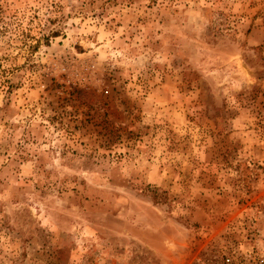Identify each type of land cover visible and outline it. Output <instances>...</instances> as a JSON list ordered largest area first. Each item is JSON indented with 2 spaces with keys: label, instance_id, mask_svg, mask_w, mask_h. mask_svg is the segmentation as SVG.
<instances>
[{
  "label": "rangeland",
  "instance_id": "374dc122",
  "mask_svg": "<svg viewBox=\"0 0 264 264\" xmlns=\"http://www.w3.org/2000/svg\"><path fill=\"white\" fill-rule=\"evenodd\" d=\"M245 253L264 256V0H0V264Z\"/></svg>",
  "mask_w": 264,
  "mask_h": 264
},
{
  "label": "built area",
  "instance_id": "2783aa9c",
  "mask_svg": "<svg viewBox=\"0 0 264 264\" xmlns=\"http://www.w3.org/2000/svg\"><path fill=\"white\" fill-rule=\"evenodd\" d=\"M243 260L242 264H264V256L252 253H245Z\"/></svg>",
  "mask_w": 264,
  "mask_h": 264
},
{
  "label": "trees",
  "instance_id": "16d2710c",
  "mask_svg": "<svg viewBox=\"0 0 264 264\" xmlns=\"http://www.w3.org/2000/svg\"><path fill=\"white\" fill-rule=\"evenodd\" d=\"M77 92V94L79 95V92L78 91H81V89H78V90H75Z\"/></svg>",
  "mask_w": 264,
  "mask_h": 264
}]
</instances>
